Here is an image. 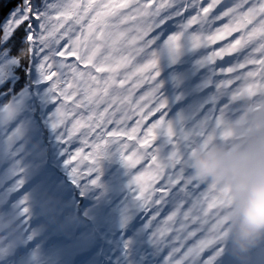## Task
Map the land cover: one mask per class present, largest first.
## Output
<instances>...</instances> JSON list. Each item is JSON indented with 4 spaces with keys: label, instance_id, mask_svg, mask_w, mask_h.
<instances>
[{
    "label": "snow or ice",
    "instance_id": "1",
    "mask_svg": "<svg viewBox=\"0 0 264 264\" xmlns=\"http://www.w3.org/2000/svg\"><path fill=\"white\" fill-rule=\"evenodd\" d=\"M185 49L205 50L198 65L212 71L201 90L213 92L177 119L162 94L160 61L175 63ZM249 100L264 107V0H0V204L31 241L26 155H40L51 136L69 183L86 190L114 146L160 264H224L231 192L196 175L191 160L213 133L229 134V115ZM74 139L81 146L73 152Z\"/></svg>",
    "mask_w": 264,
    "mask_h": 264
},
{
    "label": "rangeland",
    "instance_id": "2",
    "mask_svg": "<svg viewBox=\"0 0 264 264\" xmlns=\"http://www.w3.org/2000/svg\"><path fill=\"white\" fill-rule=\"evenodd\" d=\"M216 23L217 24H214L213 27L221 26L223 22L217 21ZM121 27L124 26L121 25ZM172 30L175 31V28ZM226 42L227 41H220L217 45L210 46L208 51ZM204 53L205 50L203 49H185L175 63H172L167 55L163 56L161 61L170 68L171 65L180 62L179 68L188 64L185 70H189L190 65L193 67L198 65V61L203 57ZM217 67H219L218 64ZM201 70L204 72L201 76V79H203L207 76V71L205 67ZM208 70L212 71V69ZM189 73L194 74V71L191 69ZM179 83L180 81L178 80L176 85ZM202 85L203 83L194 82L187 86V89L179 91L183 98H188V101L186 105L180 108L178 107L177 110L173 112L172 117L177 119L187 118L195 111V101L201 99L203 95L205 98L207 95H210L205 94V89H203V91L201 90ZM169 98L170 96H168V99ZM129 124H131V122H129ZM186 127L191 129V123L189 122ZM6 128L7 126L2 122V117H0V150L4 147L3 141L5 138L2 133ZM234 129L236 130L235 127ZM213 137H215L214 133ZM257 139L259 141L257 144L246 147L243 151H245V149L251 150L255 148L264 149V135L263 138ZM69 147L71 151L74 152L78 147V143L73 142ZM242 147H244V145H242ZM214 149H217V147L214 146ZM84 152L87 153V149L84 148ZM115 153V147H110L107 154L100 160L99 166L106 167L107 170L103 171L102 177L100 174L96 175L99 177L96 185H91L86 190L77 189L75 187L76 192L72 194H70L72 185L69 183L67 173L65 172L63 176L65 177L64 179L58 181V178L54 177L52 172L46 168V163L50 164L51 161L53 164L50 165L55 167L59 172L64 171L62 167L63 157L60 155V148L51 136H49L45 142L43 151L40 155L33 156L31 153L26 155L24 163L29 170V179L26 187L33 193L32 232L36 236L31 241H26L24 233L20 230L18 224V216L10 210H5L3 205L0 204V231L7 229L13 233V236H10L13 238L8 239V241L6 237H4V242L2 243L8 246H0V259H5L12 255L15 257L14 264H105L104 261H102L104 257L95 259L97 256L95 252L99 245L94 242L96 238L93 234L94 230L97 228L94 226V223L95 220H98L99 216L101 225H103L108 232L113 233L119 232L120 230L128 231L127 234L125 232V238L122 237L121 242L130 248L132 252L135 251L134 248H132L133 246L136 249L141 247L145 250L147 245H150L153 252L152 255L145 260V263L160 264L161 254L158 258L159 253H157L152 243L149 231L144 225L139 229L140 226L138 223L140 219L135 222L133 221L135 224L133 227H130V225L127 226L130 221L134 220L139 211L133 212L130 207L132 193L129 189V181L132 173L126 169ZM196 157L197 155H194V158ZM53 160L57 163H54ZM144 163L146 164L147 162ZM137 167L139 168L141 166L138 165ZM191 168L196 175H199L194 169V160L191 161ZM4 171L5 169L0 165V179H4ZM5 182L9 183L10 181L5 180ZM218 185L227 186L231 192L232 186L230 184L224 183ZM82 191L83 193L95 192L96 202L93 207L91 205L84 206L86 200L84 201L83 195H81ZM231 196V200H235L234 192H231ZM125 209H128L127 215L130 217L126 223L124 222ZM97 210L102 211L104 216L101 217L102 214H98ZM224 211V216L227 219H231L232 215H230L226 209H224ZM79 216L82 218L80 219ZM85 218L87 221L86 224L84 223ZM91 223L93 224L92 226H90ZM226 231L228 235L229 232L232 231V227L226 228ZM231 240L233 242L232 236ZM188 242L192 241L189 240ZM225 243L227 247L228 242L225 241ZM233 247L235 248L236 246L233 245ZM249 249H251V246ZM256 250L257 248L255 251ZM259 252L255 253L258 254ZM255 253L253 255H255ZM228 260H235L236 263L233 261L234 264H243L241 261L239 263V255H237V257L234 255ZM250 260H252V258Z\"/></svg>",
    "mask_w": 264,
    "mask_h": 264
},
{
    "label": "trees",
    "instance_id": "3",
    "mask_svg": "<svg viewBox=\"0 0 264 264\" xmlns=\"http://www.w3.org/2000/svg\"><path fill=\"white\" fill-rule=\"evenodd\" d=\"M9 7H11V5H9ZM7 11L8 9L5 8L4 12H7ZM223 22H227V21L225 20ZM233 35L236 36L239 34L234 33ZM229 39H232V37H229ZM163 63L164 62L160 61L161 79L164 84V87L162 89L163 91L162 94L164 95L166 99H168V96H170V98L168 99L169 105H170L169 115L172 116L173 112H175L178 107L180 108L181 106L186 105L188 101V98L186 97L183 98V96L180 95L179 91L180 90L183 91L184 89H187V86H189L190 84H193L194 82L204 83V81L211 74V71L208 70V69L211 70V68L207 66L205 67V70L207 71V76L201 79L202 78L201 76L204 74V72L201 70L202 68L199 65H196L194 67L190 65L189 70L192 69L194 71V74L192 73L190 74L189 70H185L188 64H186V66L182 68H179L178 66L181 63L180 62L178 64L171 65V68H170L169 66H166ZM221 63H223V61L222 62H219V60L217 61L218 66ZM178 80L180 81V83L176 85V83H178ZM239 83L240 82H237V85H234L233 87L238 86ZM147 88H148L147 84L142 85L141 88L136 90L134 95L138 96L142 94L144 91L147 90ZM205 91H206L205 94H212L213 89L209 87V88H206ZM177 97H180V99L178 100ZM203 99H205L204 95L202 96L201 99H198L197 101H195L194 110L202 102ZM3 103H7V101H0V104H3ZM239 107L242 109L241 111H237L234 114L229 115L228 117V121L230 125L228 129L229 134L224 135V133L221 132L219 137L215 136L211 140H209L207 147L197 148L193 154L191 161L195 159L194 155L208 152L209 150L214 149V146L217 147V149L226 151V152H241L244 150V148L252 146L253 144H257V142H259L257 138L259 139L263 138V135H264V107L256 108L255 102L251 100L241 102V104H239ZM133 119H135V117ZM152 119H155V117L150 118L149 123L151 122ZM129 122L132 123L133 121H129ZM109 127H112V125H109ZM234 127L236 128V130L234 129ZM77 136H79V133H77ZM73 142H77L78 147L81 146L78 139H74ZM242 145H244V147H242ZM85 149H87L88 152L91 151V149L89 148H85ZM54 163H57V162H54ZM50 164H53V163L50 161ZM50 164L46 163L47 165L46 168H48V170L52 172L53 176L57 177L58 181H60L61 179H64L65 177L63 176L65 175V172H66L64 164L62 165L64 169L63 172H59L55 167H53ZM81 167H83V165H81ZM104 170L106 171L107 168L103 166H99V171H98L99 173L97 172L95 175L100 174L102 177V173ZM198 176L201 177V175H198ZM202 179L206 181H214L216 184H221V185L224 184V183H220L213 179H207V178H202ZM74 192H76V188L75 186L72 185V188L70 189V194ZM231 192H234L233 188H231ZM83 198H84V201L86 200V203L84 204V206L86 205L87 206L91 205L92 207L94 206V203L96 202L95 192H86L83 194ZM234 205H235V200L233 201L231 200L229 207L226 209L230 215H232L233 213ZM222 211L225 215V211L224 210ZM97 212L98 214H102L101 217L104 216V213L102 211L97 210ZM79 217L80 219L82 218L81 216ZM139 219L140 221L138 225L140 226L139 227L140 229L145 224L144 216L140 212L136 215L134 220L129 222L127 226L130 225V227H133L135 225L133 221L135 222L136 220H139ZM230 221H231L230 218L226 219L227 228L231 227ZM84 223L85 224L87 223L86 218L84 220ZM95 223H94V226L97 228L96 230H94V234H93V236L96 238L94 242L95 244L99 245V247L96 249V252H95V254L97 253V256L95 257V259L104 257L102 258V261H104L105 264H146L145 260L149 258L153 252V249L150 248V245L146 244L147 247L145 250L142 249L141 247L136 249L133 246L132 248H134L135 251L132 252L130 248H128L127 246H125V244L121 242L122 237L125 238V232L127 234L128 232L127 230H120L119 232L110 233L106 230V228L103 225H101V220L99 216H98V220H95ZM92 225L93 224L91 223L90 226ZM149 234L151 235L150 232ZM10 236H13V233H11L9 230L5 229L3 231H0V246L1 247L8 246V245H4L2 242H4V237H6L7 241L8 239L13 238ZM231 236H232V231L229 232V234L227 235V239H226V241L228 242L227 249H228L229 255L225 257L224 264H231V263L234 264L235 260H228L234 255L236 257L237 255H239V263L241 261L243 262V264H258V262L261 259H264V255H263L264 236L257 239V241L251 245V249L248 248L247 250H243V251L238 249L237 247L235 248L233 247L234 244L231 240ZM191 241L193 242V240ZM192 242H187V243L191 244ZM256 248L257 250L255 251ZM255 252H259V253L256 254ZM254 253L255 255H253ZM159 256L160 254L158 255V258ZM251 258L252 260H250Z\"/></svg>",
    "mask_w": 264,
    "mask_h": 264
},
{
    "label": "clouds",
    "instance_id": "4",
    "mask_svg": "<svg viewBox=\"0 0 264 264\" xmlns=\"http://www.w3.org/2000/svg\"><path fill=\"white\" fill-rule=\"evenodd\" d=\"M194 169L204 178L232 186L235 205L230 223L238 249L247 250L264 236V149H212L197 155Z\"/></svg>",
    "mask_w": 264,
    "mask_h": 264
}]
</instances>
